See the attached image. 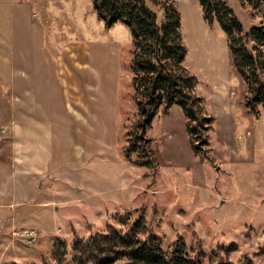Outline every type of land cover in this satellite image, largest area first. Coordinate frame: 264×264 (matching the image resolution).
<instances>
[{
    "label": "rangeland",
    "instance_id": "rangeland-1",
    "mask_svg": "<svg viewBox=\"0 0 264 264\" xmlns=\"http://www.w3.org/2000/svg\"><path fill=\"white\" fill-rule=\"evenodd\" d=\"M171 1L181 15L184 63L214 122L201 132L208 144L199 143L197 154L182 108L159 109L141 151L131 154V160L151 159L141 165L124 154L139 119L130 28L121 21L108 25L92 0H0V46L25 72L24 78L0 75L2 206L21 190L8 178L13 157L4 122L14 115L48 118L54 126L50 171L42 188L31 181L34 196L29 193L49 204L54 218L40 221L34 205L21 221L1 212L0 264H135L126 256L107 262L125 247L114 235L87 243L76 237L107 233L108 223L124 230L140 214L165 248L183 237L203 264L221 258L264 264V108L257 113L246 106L248 84L220 23L205 21L198 0ZM148 3L162 20L160 4ZM227 5L245 32L264 23V0L256 10L241 0ZM59 54L65 55L59 58L63 83ZM30 230L34 236L25 234Z\"/></svg>",
    "mask_w": 264,
    "mask_h": 264
},
{
    "label": "trees",
    "instance_id": "trees-1",
    "mask_svg": "<svg viewBox=\"0 0 264 264\" xmlns=\"http://www.w3.org/2000/svg\"><path fill=\"white\" fill-rule=\"evenodd\" d=\"M149 1L160 4L164 14L162 20H159L148 0H92L100 19L108 25L118 21L125 23L133 38L130 67L139 119L135 129L127 133L130 143L125 146L124 154L131 160L132 153L140 152L143 147L140 139H144L159 109L168 110L175 104L185 114L193 150L199 154L202 149L198 144H208V136H202L201 132L212 126L214 118L204 113L202 98L195 92L197 78L184 63L187 49L181 33V15L171 0ZM198 1L205 21L213 23L217 20L226 32L234 67L248 84L246 106L258 113L260 105L264 108V23L253 25L245 32L242 23L227 5V0ZM241 1L254 10L263 2ZM136 131L140 134L136 135ZM131 161L141 165L149 163L146 159ZM130 215L127 212L124 216L129 218ZM124 224H127L124 230L108 223L107 233L94 232L87 240L80 236L76 238L79 243H87L114 235L124 242V248L115 249L111 257L107 256L108 263L126 256L135 264H203L202 256L193 254L183 237L176 238L165 248L160 235L151 230L143 214ZM215 264L236 263L221 258Z\"/></svg>",
    "mask_w": 264,
    "mask_h": 264
},
{
    "label": "crops",
    "instance_id": "crops-1",
    "mask_svg": "<svg viewBox=\"0 0 264 264\" xmlns=\"http://www.w3.org/2000/svg\"><path fill=\"white\" fill-rule=\"evenodd\" d=\"M61 56L65 55L59 54L58 56V73L62 81L59 59ZM14 60L15 57L3 51L0 46V75H6V72H10L11 75L24 78L25 72H23V69L20 68L19 65L13 63ZM75 71L78 73V70ZM83 75L84 77L89 75V67L87 70L83 71ZM82 89L83 87L81 90ZM66 106L68 108V113L75 119L67 102ZM4 127H6V129L2 133L10 136V147L13 157V161L8 166V178L14 182L16 191L19 190V188L21 190L19 191L20 195L16 196V194H14L13 197H7V206H2L4 202H0V213H4L11 222H14L16 219L21 221L22 216L24 214L26 215L25 212L30 211V205H34L38 206L39 209L35 207L31 209V211L39 212L42 215L40 221H44L45 219L48 220V218L53 219L54 214L49 213V204L41 202L38 197L31 199L29 196V193L34 196L33 192H31L34 186L35 188H42L40 180L50 171L49 166L51 165V159L54 157L53 122L48 118L38 120L34 117L16 118L14 115H11V117L4 122ZM0 168L6 173L3 167L0 166ZM32 180L37 181L34 186L32 185ZM2 193L6 195L7 191L4 190ZM8 199H12V201L9 203ZM40 228L41 230L44 229L42 224L41 227H38V229Z\"/></svg>",
    "mask_w": 264,
    "mask_h": 264
},
{
    "label": "built area",
    "instance_id": "built-area-1",
    "mask_svg": "<svg viewBox=\"0 0 264 264\" xmlns=\"http://www.w3.org/2000/svg\"><path fill=\"white\" fill-rule=\"evenodd\" d=\"M25 234H26L27 236H34L35 232L32 231V230H30V231H25Z\"/></svg>",
    "mask_w": 264,
    "mask_h": 264
}]
</instances>
